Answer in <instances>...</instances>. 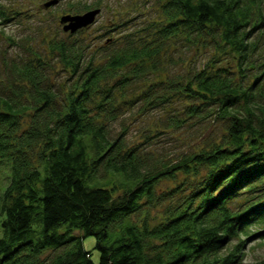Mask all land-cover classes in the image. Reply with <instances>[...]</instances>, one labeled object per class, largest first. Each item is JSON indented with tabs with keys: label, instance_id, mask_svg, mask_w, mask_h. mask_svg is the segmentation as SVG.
I'll use <instances>...</instances> for the list:
<instances>
[{
	"label": "trees",
	"instance_id": "trees-1",
	"mask_svg": "<svg viewBox=\"0 0 264 264\" xmlns=\"http://www.w3.org/2000/svg\"><path fill=\"white\" fill-rule=\"evenodd\" d=\"M154 5L104 50L65 31L45 54L0 51V264H243L264 241V0ZM18 13L0 4L1 33ZM125 110L221 132L166 160L147 147L162 130L115 131Z\"/></svg>",
	"mask_w": 264,
	"mask_h": 264
},
{
	"label": "rangeland",
	"instance_id": "rangeland-1",
	"mask_svg": "<svg viewBox=\"0 0 264 264\" xmlns=\"http://www.w3.org/2000/svg\"><path fill=\"white\" fill-rule=\"evenodd\" d=\"M47 2L48 0H0V4H4L8 13L11 11L19 12L11 21L1 25L4 30V33L0 32L1 54H9V56L19 54L23 57L35 51L45 54L46 40L65 33V31H62L63 24L60 23V19L64 15L71 14L67 12V8L71 3H74L72 5H76L78 2L87 5L98 4L97 8L100 9V12L96 15L95 21L87 28H81L72 34H74L73 37L80 36L81 40L83 38L91 48L99 47L103 50L118 36L134 33V30L136 32L138 29L145 27L147 21L155 15L156 9L155 0H59L57 4L45 8L44 5ZM9 37H12L17 43L12 42ZM173 68L171 70L179 71L180 65L175 64ZM0 70L2 71L1 66ZM55 77L57 75L53 78L56 80ZM129 113L130 111L125 110L122 116L114 122L115 131L119 130L122 122L120 120L125 116H129L124 119L126 123H134V126H130V133L128 134L130 141L139 138L135 127L144 123L151 128L162 130L161 133L154 135L147 147H150L153 156L166 160L172 156L175 157L188 147L197 146L203 135L204 140H207V138L214 139L221 132V124L213 123L209 127L202 123L203 120L194 123L190 127L186 125L182 129H172L165 126L167 125L165 122L157 120V112H154V115L137 116L138 121L133 119ZM7 171L5 165L1 164L0 197L8 183ZM170 183L161 184V187L165 188ZM2 219L3 217L0 216V238L2 237ZM82 242L85 249L91 253L92 261L99 263L100 251L96 247V238L88 235L83 238ZM262 259H264V241L255 240L251 244L249 243L243 264H255Z\"/></svg>",
	"mask_w": 264,
	"mask_h": 264
},
{
	"label": "water",
	"instance_id": "water-1",
	"mask_svg": "<svg viewBox=\"0 0 264 264\" xmlns=\"http://www.w3.org/2000/svg\"><path fill=\"white\" fill-rule=\"evenodd\" d=\"M59 0H48L44 7L49 8L51 5H55ZM100 12V9H93L82 14L76 15H64L60 19V23L63 24V31H70L71 33L77 30L91 25L95 21L96 15Z\"/></svg>",
	"mask_w": 264,
	"mask_h": 264
},
{
	"label": "bare ground",
	"instance_id": "bare-ground-1",
	"mask_svg": "<svg viewBox=\"0 0 264 264\" xmlns=\"http://www.w3.org/2000/svg\"><path fill=\"white\" fill-rule=\"evenodd\" d=\"M99 14V13H98ZM96 18V17H95Z\"/></svg>",
	"mask_w": 264,
	"mask_h": 264
}]
</instances>
